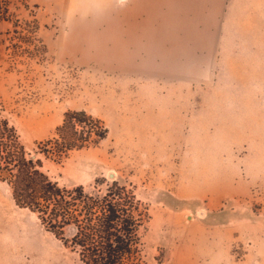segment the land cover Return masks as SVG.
Returning <instances> with one entry per match:
<instances>
[{"label": "rangeland", "instance_id": "374dc122", "mask_svg": "<svg viewBox=\"0 0 264 264\" xmlns=\"http://www.w3.org/2000/svg\"><path fill=\"white\" fill-rule=\"evenodd\" d=\"M0 1V117L52 182L131 189L146 264H264V0ZM67 111L105 140L35 155ZM76 262L0 183V264Z\"/></svg>", "mask_w": 264, "mask_h": 264}, {"label": "trees", "instance_id": "16d2710c", "mask_svg": "<svg viewBox=\"0 0 264 264\" xmlns=\"http://www.w3.org/2000/svg\"><path fill=\"white\" fill-rule=\"evenodd\" d=\"M7 9L0 1V21ZM104 123L84 111H67L52 136L36 143L35 155L61 163L69 154L97 146L107 137ZM0 183L14 205L37 216L46 231L77 256L74 264H146L139 229L146 214L134 192L116 181L93 192L59 187L42 171L17 130L0 117ZM71 228L67 238L65 230Z\"/></svg>", "mask_w": 264, "mask_h": 264}]
</instances>
